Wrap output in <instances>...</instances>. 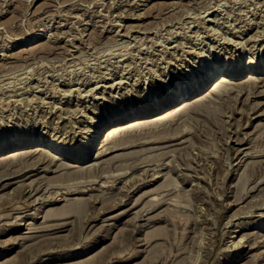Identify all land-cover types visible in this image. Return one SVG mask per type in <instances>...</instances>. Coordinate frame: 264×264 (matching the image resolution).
<instances>
[{"label":"rangeland","instance_id":"obj_1","mask_svg":"<svg viewBox=\"0 0 264 264\" xmlns=\"http://www.w3.org/2000/svg\"><path fill=\"white\" fill-rule=\"evenodd\" d=\"M250 55L264 59V0H0V147L32 142L0 152V264H264V72L209 82L173 120L165 104L132 119L138 139L98 148L119 116ZM89 136L85 161L33 150ZM71 200L81 231L58 212Z\"/></svg>","mask_w":264,"mask_h":264},{"label":"bare ground","instance_id":"obj_2","mask_svg":"<svg viewBox=\"0 0 264 264\" xmlns=\"http://www.w3.org/2000/svg\"><path fill=\"white\" fill-rule=\"evenodd\" d=\"M38 36L39 35L34 34V35H31V36L26 37V38L24 37V38H25V41H30V40H33L34 38H36V40H39L40 37H38ZM224 42L227 43L228 41H225L224 40L223 43ZM12 46H14V45H12ZM232 57H234V56H232ZM253 58H254V56L253 55H250L249 56L248 63L246 65L245 64L244 65L243 64L239 65L238 63H236L235 65L227 66V67H224V68H219V66H218L219 65V59H218V60H216L215 70L212 71V72H210V73H207V75H206L205 78L200 79V82H199V80H197V81H195V83H188V82H183V80L180 79V81H178L177 83L171 85L167 89V91H166L167 98L164 100V103L163 104L157 105L158 107L156 109L155 108L143 109L141 111L134 112V114L131 113V114H128V115H121L117 119L115 118L117 120L116 123H113L112 125H110L109 127H107L100 134L99 139H98V141H99L98 142L99 143V147L98 148L100 149V148H103V147L104 148L107 147L108 143L111 140L117 139V138H119V137H121L123 135L124 136H127L128 135L130 137V139H132V138L133 139L134 138L138 139L139 137H141V134H135L134 131H135V129L137 127H140V124L143 121H139V120L133 121L132 119H137L141 115L144 116L145 114H150V113H153V112H157V109L159 108L158 110H160L161 108H163V105H165V104L167 106H169V108H167L166 111L162 112L164 114L161 113L162 116H159L158 118H168L169 120H173V117L176 115L177 111L183 108V104L181 103L182 104L181 106H179L178 108H174V106L171 105L172 102L173 101L176 102V101H179V100H186V98L192 97L193 94H197L199 91H201V89L203 88V86H207L206 84L209 83V82H210V85H209L210 90H209V92L210 93H213V94H216L218 92V90L220 88H222V85L224 84L222 82L229 81L232 78H236L237 79V78H239L242 75L241 74L242 72H245V71L248 72L249 71V73L250 72L252 73L254 71L255 74H257L258 72L260 74L263 73L264 72V59H262L260 62H258L256 64H254L253 63L254 62V59ZM207 67H208L207 64H203L202 68L200 67V68H198V70L199 71H202L203 68H207ZM251 76H254V75H251ZM254 78H256V77H253L251 79V81H254V85H256V82L264 80V79L258 80V79H254ZM232 85L233 86L230 87L229 89H233V88L241 89L242 87H246L248 85H252L253 86V84H251L250 82H247L246 84L232 83ZM199 105L200 104L197 103V102L196 103H190V104L188 103V105H186L184 108H185V110L186 109L187 110H194ZM129 117H131V118H129ZM152 118H154V117H152ZM126 119H128V120L131 119L132 121H130V122L128 121V123H126L127 121L124 122V120H126ZM154 119H157V118H154ZM149 120L151 121V119H149ZM213 120H212V122H213ZM163 121H165V120H163ZM206 121H209L210 122V120H207V119H206ZM215 121H216V119H215ZM143 123H145V121ZM213 123H214V125L216 124L215 122H213ZM208 126H206V129H210L211 128V127H208ZM146 135H147V133H146ZM95 138H96V136L86 137L85 139H83V140H81L79 142L80 143V146H78L75 150H73L71 152H65L64 151V147L62 146V143L59 142V141H57V140H51V141H45V142H43L42 140H38V142L36 141L37 143H33V144H37L36 146H38L36 148L34 147L35 149H33V150H35V151H43L44 150L45 152H50L52 149H57L58 150L57 151L58 152L57 154L58 155H61L63 158H67V159H69V160H71L73 162H80V161L87 160L91 156L92 151L90 150V147L93 146L94 143H96ZM129 142H130V140H129ZM27 143H32V142H30V141L27 142L25 140L15 141V143L13 142L10 145L1 146L0 147V152H3L4 150H6L8 148L15 147V146H21L22 144H27ZM43 143H46L45 144V149H42L41 147H39ZM113 149L114 148H112L110 151H112ZM110 151H106V149H105L104 151L103 150L100 151V154H104V152H110ZM14 154H17V153L15 152V153L9 154L8 156H11L12 157V156H14ZM41 155H43V157H41L40 160H42V161L45 160L46 162H49V163L54 162L55 164H58V166H62V167L67 168L69 170L68 172H70V173H79V172L90 171L91 169L95 168V166H96L95 164H84V165H81V166L80 165H75V166L72 167V169H69L68 165L65 162H63L60 158L54 157V156H50V155H47L45 153H42ZM2 158H4V157L1 156L0 159H2ZM13 160L16 161V159H14V158L12 160H10V161H13ZM0 163H2V162H0ZM103 163H105V162H103ZM78 166H80V167H78ZM17 172H19V171H17ZM58 212H59V214H66V215L67 214H74V215H76L77 220H78V225L75 223V226L76 225L79 226L77 229H79L81 231L80 227L82 225H84V224H82V222L85 221L83 215H85L84 213L86 212V202L81 201V200H75V201H72L71 200V202L70 201H66V203L61 208L58 209ZM81 215H82V217H80ZM83 219H84V221H83ZM80 224H81V226H80ZM82 228H83V226H82ZM146 237H147V235H146ZM87 247L89 248V246H85L80 251L81 252L82 251H86L87 250ZM0 254H2V253H0ZM77 254H79V251H78ZM97 258H93V259L91 258V260H89V261H87V262H85L83 264H94V263H97L98 262V260H96ZM128 258H130V257H128ZM38 264H42V263H38Z\"/></svg>","mask_w":264,"mask_h":264}]
</instances>
